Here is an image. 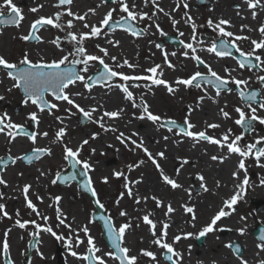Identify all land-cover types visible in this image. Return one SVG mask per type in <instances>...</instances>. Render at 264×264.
<instances>
[{
	"label": "rangeland",
	"instance_id": "374dc122",
	"mask_svg": "<svg viewBox=\"0 0 264 264\" xmlns=\"http://www.w3.org/2000/svg\"><path fill=\"white\" fill-rule=\"evenodd\" d=\"M146 1L150 3L151 10L149 15H146L143 19H140L138 15L135 20H131L136 27L142 30L140 35L134 36L125 30L108 29L107 25H101V23L97 26L101 28V32H122L125 35V39L118 44L119 49L127 53L130 62L140 64L138 67H129L127 65L117 67V65L123 64L118 63L116 59H110L104 52L91 44L95 37L89 35L79 45L77 44L79 35H76L77 41L71 40V37L68 36V33L71 31H69L70 28L67 26V22L69 21L67 13L72 8L71 5L74 4L75 0H72L71 4L66 5H59V0H55L48 17L55 18L57 12L61 13L60 19L56 21L60 27H53L51 25H49L50 27H44L38 34L41 38L39 41L28 42L22 40L19 34L20 25L18 27H7L11 32L5 34H1V28L0 46L5 45V47L0 49V56H3L11 63L19 64L25 53L28 54L29 59L34 63L52 62L74 52L75 47L83 46L88 55L102 58L105 64L109 65L113 70L130 77L141 78L123 81L117 77L115 80L91 87V90L86 89L84 83L80 81L70 85L72 87L76 86L78 96L83 98L90 94V92L93 93L94 89H101L102 91L113 89L123 97V104L118 103L113 98L104 101L105 107L109 106L113 111L119 112L117 117L123 115L131 121H137L136 123L134 122L135 124H130V128L134 132L129 133L131 137L128 133H125L118 140L117 137L121 136V134L110 131L112 127H101V122H104L101 117L97 118L91 115L90 118L86 117L87 123L81 125L78 119L81 112L65 101L55 100L50 94L45 95V100L55 103L57 108L51 110L45 109L41 112L35 105L29 102L27 105L31 107V112L27 111L28 109L26 110L25 105H23L24 96L20 93L19 89L12 87L14 82L7 76V73L0 70V96L4 97L3 100H0V116L6 114L11 123L29 129L32 134L36 133V140L39 136H44L42 135L43 133H47V136L43 138L46 142L44 146L37 145V142L33 143L28 138L29 135L25 136L29 143L28 149L21 155L12 156L8 153V147L11 144L12 138L7 135L8 130H5L4 143L0 144V158L6 155L15 160V163L8 165L0 172V179L5 181L4 184H0V204L4 205L3 211H0V247L5 241H12V244L15 241L14 245H17L19 248L30 237L36 236L38 241L33 249V254H35L34 262L36 264H87L83 257L88 254L89 245L87 241L90 236L93 239L94 245L100 249L94 255L103 258L106 264H119L117 259L105 255V253H113V251L101 237V226L91 217L92 212L95 211L91 199L80 191L75 182L65 186H60L56 182L53 183V180L56 181L57 174L66 171L68 168L67 160L64 158V149L68 147L73 151L79 150L77 159L81 162L87 161L90 165V169L85 170L98 200L112 221L113 227L119 229L122 224H129L130 227L124 234L126 235L139 225L141 226V229L137 231V243H134L135 247H131L133 249H130L128 253L129 256L136 257V264H150L151 259H153L144 256L142 251L152 252L155 255V259H153L154 263L167 264L162 257V254L166 250L154 243L155 240L160 239V235L164 231L161 230L158 238H156L157 228L146 227L143 221L141 222L135 215L130 214L132 210L131 205L133 204L131 198L133 196H141L142 191L140 188L143 182L146 181L156 186L160 193V195L158 194L160 202L167 207L171 206L172 212L175 211V214L179 212L177 210V204L179 203V207L182 210L189 207L193 209L191 200L200 195H205L208 192V188L215 187L217 190L223 191L218 196L226 199L235 194L242 193L236 203L240 213L235 217L237 221L236 226H228L227 229L218 232L216 230L214 235L218 239L232 238L230 243H223V247L234 255L233 260L236 261L235 264H242V260L240 259L248 251H250L249 253H252V250L258 251L254 242H251L248 246L242 245L243 242L247 243L248 237L252 239L253 230L256 228V225L261 224L264 226V190H256L255 182L259 179L258 171L251 169L255 164V160H257L254 153L243 158L236 153H231L235 159V165L230 164L228 169H223L219 164L223 159H217L212 163L207 157L203 156L204 150H199V147L203 143L209 144L210 150L213 149L212 151L216 153L219 151L218 149L223 151L224 153H221L217 157L224 158L225 151L228 152L226 146L221 147L208 141L183 136L172 129L166 128L162 122L174 118L183 122L187 120L188 123L194 126L189 131L194 133L204 131L207 136L217 140H220L224 135H228V142L234 140L236 136H242V140L238 142V145L244 149L249 138L240 132L239 126L235 123L240 118L239 113L236 112V108H241L246 116H248L249 107L239 103L238 97L233 90V85L235 84L233 80L246 81V84L241 85L247 86L250 81H258L260 76L256 75V78H251L253 71L249 68H241L236 63L232 68L228 69L223 66L224 58L229 61L234 59L231 57L216 58L213 52L208 51V48L213 45L216 37L221 36L219 31L215 29V25L211 27L208 25L209 20L206 17V13L213 5L214 0H206L209 4L203 6H196L194 0H156V2L164 3L169 7L166 11L167 15L165 14L162 18L155 17V14L153 15L152 0ZM16 2H19L16 7L23 13V5L26 3L23 0H13L14 4ZM98 2L105 6L104 10L106 14L109 10L115 9L110 21L120 20L122 17L127 18V13L120 12L119 5L113 4L111 0L109 2L99 0ZM0 4H3V0H0ZM185 4L187 7L184 6ZM240 4L247 9V18L249 17V20L246 19L245 22L249 26L248 30L254 34L256 29L259 31L261 23H264V0H260V3L254 9L248 8L245 0L240 2ZM0 11L4 15L9 13L6 7L0 9ZM253 12L256 13L255 18H253ZM188 17L192 18L190 22L188 21ZM39 18L34 17V15H28V18L26 16L20 22V24L25 21L30 23V29L26 35L29 34L32 23ZM173 21L176 23L173 24ZM237 23L238 21H236L233 30L236 29ZM157 25L159 26V30ZM232 32L235 33V31ZM168 35L176 36L181 42V46L176 48L173 44L165 42L164 37ZM235 37L233 35V37L224 38L228 42L231 41L232 44L234 42L236 48H239L245 54L252 52L254 49L252 41L250 45L247 39L235 40ZM240 37L244 36L240 35ZM144 38L146 39V44H141V40ZM261 40H264V35ZM52 41H56V44H53ZM185 44H192L193 47L191 49L185 48ZM150 45L154 48L149 49ZM26 46H28L27 50H25ZM193 56L200 57L201 60H205V63L199 66L197 61L193 59ZM252 56H260L264 60V48L255 49ZM79 59H83V57L69 55V61ZM214 59L216 60V64L212 63ZM66 64L69 63L66 62ZM99 64L98 60L89 61L87 72L83 71L85 65L77 64L80 67L79 74L85 76L87 80L93 72L98 71ZM169 64L172 67H169ZM157 65L159 67L155 75L148 71ZM262 66V72L264 73L263 61ZM209 67L220 77L227 80L230 85V90L219 91V95L216 94L217 91L210 88L216 98L215 102L213 101L212 103H209V96H205L202 90V88L208 87L205 84H200V87H193L177 83L178 80L189 79L196 72L208 75ZM146 77L154 79L162 78L175 91L169 93L164 85L158 86L152 84L151 79H146ZM3 81H11L10 87L7 88V84ZM118 85H124L128 88L133 94L132 100L125 98V94L120 90ZM67 89H65L66 93ZM201 97H203L202 100L200 99ZM199 102H205L203 109L198 108L197 104ZM143 103H147L149 106L148 110L153 115L161 117V120L156 123L148 120L146 114L143 112ZM262 104H264V100ZM221 109L229 113L228 118L222 115ZM32 112L37 114L38 123L29 119V114ZM142 115L144 116L143 119H141ZM255 115L264 118V107H256ZM61 122L66 124L65 135L60 141H56V132L62 128ZM112 123L114 126L116 125L115 121ZM211 124H216L218 127H208ZM122 125L123 127L128 126L127 123H123ZM262 126L264 124L260 125L259 122V131L256 135H252L253 139L251 143L264 138V129L261 130ZM12 131L14 134L16 133V129ZM148 132L151 133L150 136ZM161 136L167 137V144H160ZM85 140L88 141L87 144H83ZM121 140H123V143ZM133 141L136 143H133ZM141 142L142 147H137L136 145ZM81 145L83 146L81 147ZM41 148L49 149L50 154L46 153L41 158L44 179L39 181L37 169L32 173L28 172L29 165H25L21 161V156L33 149ZM144 149H147L148 153L152 154L156 164H159V169L149 159ZM174 151L176 158L172 161L169 158ZM158 153H164L163 157L157 155ZM194 153H198L197 157L194 159L188 158V155ZM241 159H244V169L239 168ZM79 165L83 167L82 164ZM97 166L98 168H96ZM235 170L237 172H234ZM194 171L197 179L193 180L191 176H193L192 172ZM7 173L10 175H7ZM233 173L244 175L245 178L243 180H234L232 178ZM163 176H167L180 186L172 188L170 184L164 181ZM200 177H203V179L201 180ZM105 178L107 182H105ZM245 179L247 180V184L243 183ZM229 180L236 182L237 188H235V192L227 193L223 188V185L226 184L228 186L227 189H229ZM25 182H28L30 187L27 199L22 200L21 196L24 194ZM201 184L204 187H201ZM217 184L219 188L216 187ZM250 188L255 189L254 195L247 200L246 197L249 194ZM32 190L33 192H31ZM129 190H131V195L128 194ZM56 197H60L58 202ZM41 199H44L47 204L42 208H38ZM28 201L32 202L36 211L27 207ZM255 201L262 202L260 210L255 206ZM60 205L63 207L60 210V214H58L57 209H59ZM218 207L220 206H216L215 209ZM62 211H64L63 214H61ZM5 212L7 215H4ZM121 212L126 213V215L121 216ZM143 212L142 214H144ZM184 215L183 213L179 218L173 217L176 221H180V224L173 225L174 231L171 233L173 236L169 238L167 243L172 245L174 252L178 254L180 246L183 247L185 245L188 249L193 247L195 253L192 254V257H200L197 255L201 252L205 253L211 237L209 233H206L203 236V243L198 245L197 240L201 237L200 233L192 234V230L185 223L186 219ZM160 217L161 215H158V218ZM5 218H9V221H6ZM71 218L78 219V223L82 224V229L85 227L88 229V234L85 235L82 229L78 228L75 234L72 235L67 225V222ZM167 218L163 217L161 219L162 222L166 221ZM173 218L170 217V220ZM17 220L21 223H28L25 224L24 228H20L16 223ZM61 220L64 223H61ZM33 221L35 223H32ZM165 224L163 223V226ZM15 228L19 231L18 234L12 232ZM44 228H51L53 232L64 239L57 240L50 232L44 231ZM229 229L231 230L230 232ZM177 231L180 232L181 239L175 241ZM153 232H155V235ZM188 234H191V236ZM77 241H80V243L77 244ZM130 243L133 244L132 241ZM233 243H238L242 246L243 251L241 254L236 255L233 252L230 247ZM21 249H24V246ZM198 251H200L199 254H197ZM72 252H76L77 255L73 256ZM202 257L207 258L205 255ZM172 259L176 261V264H179L177 256H173ZM96 264H98V261H96Z\"/></svg>",
	"mask_w": 264,
	"mask_h": 264
},
{
	"label": "snow or ice",
	"instance_id": "6c2138e0",
	"mask_svg": "<svg viewBox=\"0 0 264 264\" xmlns=\"http://www.w3.org/2000/svg\"><path fill=\"white\" fill-rule=\"evenodd\" d=\"M111 2L113 4L119 5L120 12L127 13V19L128 20H135L138 15H139L140 19H143L147 15L146 13L145 14H138V13L131 11L126 0H111ZM245 2L247 3L248 8L254 9L260 3V0H245ZM71 3H72V0H59V5H66V4H71ZM184 6L187 7L186 4ZM5 7L8 9L9 15L7 17H5L3 12L0 11V25H14V26L18 27L20 22L24 19L23 15L21 13V10L18 7H16V5L13 3V0H3V4H0V9H3ZM132 7H135V5L133 4ZM159 10L163 11V9H159ZM31 11L36 12L37 8H32ZM89 11L94 12V9H89ZM114 11H115V9H112V10H109L107 12L105 17L101 21V25H108L110 23V20L112 19V15H113ZM154 14L155 13H153V15ZM165 14L167 15V13H165ZM60 15H61V13L57 12L55 14V18H53V17H47V18L40 17L39 19L35 20L32 23L31 30H30L29 34L22 36L20 38L22 40H25V41H27L29 39H35V40L39 41L41 38L39 36H36L35 32L40 27H43L45 25H51L53 27H60V25L58 23H56V21H58L60 19ZM67 15L74 16V14L71 11H69L67 13ZM252 15H253V18H255L256 13L253 12ZM74 18L79 19V20H84L85 16H74ZM121 19H124V18L122 17ZM191 19H192L191 17H188L189 22L191 21ZM175 23L176 22L173 21V24H175ZM229 23L230 22L228 20L221 19V20H219L218 23L215 24V29H217L219 31V34L221 36L233 37L234 34L232 32L225 31V28L222 27L223 25H228ZM208 25L210 27L213 26V21L209 20ZM67 26H68V28H72L73 24H72L71 20H69L67 22ZM84 27H86V28L90 27V33L81 34L79 37V41H77V36L75 34H73L72 32L68 33V36L71 37V40L77 41L78 45L80 44V42H82L89 35L92 37H96V36H99L101 34V28L97 27L96 25L89 26L88 24H85ZM157 28L159 30L158 25H157ZM127 30L131 31L132 35H134V36L139 35V33L132 30L131 28H129ZM259 31L261 32V35H264V26H261ZM181 35H183V33H181ZM241 39H247V37H240V36L235 37V40H241ZM52 43L56 44V41H52ZM116 43L118 44L119 42L117 41ZM252 44L254 45V49L252 50V52H249L247 54H245L243 51H241L239 48H237V51L240 52V56L247 58L249 56H252L253 52H255V49L264 48V40H261L259 42L253 40ZM232 46L236 47V45L234 43L232 44ZM184 47L191 49L193 46H192V44H185ZM221 48L226 49L227 45L224 44L223 42H221ZM100 51L104 52L105 55H107V51L105 49L101 48ZM193 51H195V49H193ZM208 51L209 52H215V54L217 56H225V55L230 54L227 51H217V46L215 43H213V45L210 48H208ZM69 55L80 56V57H83V59L69 61ZM69 55H65L62 58H60L59 60H53L52 62H35L34 63L33 61H31L29 59L28 54L25 53L23 59H21L19 61V64L11 63V62L7 61L3 56H0V68L7 70V76L14 82L12 85L13 88L23 90V92H24V101L23 102L25 104L30 102L31 104L35 105L41 112H43L45 109L51 110V109L57 108V105L55 103H50L49 101L45 100V94L50 93L55 100H62V101L67 102V104L72 105L79 112L83 113L84 116L89 117V118L91 117V112L85 111L78 104H76L75 101L72 98H70V96L65 92V89H67L70 85L75 84L77 81H80V82L84 83V87L86 89L91 90L92 85L88 81H92V77H88L86 80L85 76L80 75L78 72L74 71L72 67H61L62 65H65L66 62L69 64H83V65H85L83 71L87 72V66L89 64V61H97L98 60L99 63L101 65H103L104 70H103V72L99 73L96 76L95 82H99L101 80H105V81L111 80L113 77H119L123 81H129L130 79H140L141 78V77H130L128 75H125L123 73H120V72L113 70L112 68L109 67V65L105 64V62L102 58L95 56V55H88L86 53V49L83 46L75 47V51L72 53H69ZM185 55H187V53H185ZM112 59L115 60L116 57H112ZM193 59L198 61V63H200V64L205 63L198 56H193ZM255 59L257 61H259L261 58H260V56H256ZM22 65L26 66V67H22ZM124 65H127L129 67H133V65H130L127 60H125L123 62V65H117V67H122ZM205 66L207 67V65H205ZM239 66L241 68H243L245 66L244 62H241ZM158 67H159V65L149 69L148 71H150L151 73H153L155 75L157 73ZM169 67H172V65L169 64ZM201 75L202 74L200 72H196L189 79L178 80L177 83L183 84L185 86H191L197 80L198 77H201ZM208 75L215 78V80L212 83L214 84L215 87H217V93L216 94L219 95L220 94L219 88L222 87L223 85L227 84L228 81L223 79L222 77H220L210 67L208 68ZM146 79H151L152 84L164 85L167 88V91L169 93H173L175 91L174 88L170 87L167 84V82L162 80V79H159V78L154 79L152 77H146ZM258 79L264 80V76L259 77ZM233 82L237 86H239L240 84H246L247 83L246 81H241V80H233ZM118 87L125 94L126 99L132 100L133 94L128 90V88L126 86L118 85ZM196 87H200V85L196 84ZM9 91H11V89H9ZM240 95H241V97L245 96V94L243 92H241ZM256 95H257L256 93H251L250 95H248L246 97V99H248L250 101H254L256 98ZM3 99H4V97L0 96V100H3ZM200 99L202 100L203 97H201ZM148 107L149 106L147 105V103H143V112H144V114H146L147 119L152 121L153 123L160 121L161 117H159L157 115H153L148 110ZM249 107H250L251 112L253 113V115L251 117H246L245 112L241 108H236V112L239 113L240 118L237 119L235 121V123L237 125H242L245 122V120L248 119L251 121L259 120V122L261 124H264V118H260V117H257L255 115L256 108L251 107V105H249ZM261 107H264V104H262ZM91 111L94 112V111H96V109H92ZM221 113L225 118H228V116H229L228 112H225L223 109H221ZM118 115H119V112H116V111L104 112V116L110 117V118H115ZM143 118H144V116L142 115L141 119H143ZM29 119L38 123V117H37V114L35 112H32L29 114ZM6 121H8V122L6 123ZM185 123L187 124L189 129L194 127L192 124L188 123L187 120L185 121ZM101 127H103V124H101ZM208 127L215 128V127H218V125L211 124V125H208ZM249 127H251L250 124H249ZM6 129L8 130L7 135L9 137H11L12 139H15V136L17 134H24L22 132H18V133L14 134V132L12 130L13 129H21V126L11 123L9 118L5 114L3 116H0V133H4ZM183 134L187 137H191L193 139H197V140H201V141H208L211 144H216V145H219L221 147L226 146L229 153H236L242 158L248 157L250 154L253 153V150L256 148V144H250L246 148L242 149L238 145V142L240 140H242V136H236V138L234 140H231V142H228L229 141L228 135H224L220 140H217V139H214L212 137L207 136L204 131H201L198 133H194L192 131H184ZM36 135H37L36 133H33L28 138L30 140H32L33 143H35ZM42 135L47 136V133H43ZM64 135H65V129L64 128L59 129L56 132V137H55L56 141H60ZM122 136H123V133H121V136H118L117 139L120 140ZM93 138H95V137H93ZM165 139H167V137H165ZM261 139H264V138H261ZM121 142L123 143V140H121ZM260 142H261L260 139H258L256 141L257 144H259ZM87 143H88L87 140L83 141V144H87ZM133 143H136V142L133 141ZM82 146L83 145H81V147ZM136 146L142 147V142L140 144H137ZM64 151H65L64 158L66 160L71 158L73 166H75L77 164H82L84 169H86V170L90 169V165L88 164L87 161L81 162L80 160L77 159V156L79 154V150L73 151L71 148L65 147ZM144 151L148 155L149 159L152 160V162L154 164H156V161H155V159H153L152 154L148 153L147 149H144ZM33 152L38 153V154H44V153L50 154L49 149H43V148L33 149ZM157 155L163 157L164 153H158ZM261 157H264V148H261V149L255 151V158L257 159L258 162H259ZM32 158H39V156L37 155L35 157H28L29 160H31ZM212 159L213 160H217V159L222 160L224 158L223 157L218 158L216 156H213ZM13 163H15V160H13ZM185 163H187V161H185ZM261 166H264V165H261ZM156 167L159 169V164H156ZM244 167H245L244 159H241L239 162V168L244 169ZM235 175H236V173H233V176H235ZM163 179L167 184H170L172 186V188H177L180 186L175 181H173L172 179H169L167 176H163ZM200 179L202 180L203 177H200ZM55 182L56 181L53 180V183H55ZM105 182H107L106 178H105ZM4 183H5V181L3 179H0V184H4ZM243 183L247 184V180L245 179V181ZM29 187H30L29 185L24 186L23 191L25 194L28 193ZM85 187H86V190L89 191L93 197H95L97 195L95 190L91 187V181L90 180H89L88 184L85 185ZM201 187H204V185L201 184ZM128 194L129 195L132 194L131 190H129ZM240 195H242V193H238V194L233 195L231 197V199L226 202V207L231 208L233 205H235L237 203V200L239 199ZM25 199H27V195L25 196ZM56 200L58 202L60 200V197H56ZM137 202H139V201H137ZM95 203L99 207H103V205L100 203L99 200H96ZM159 204H160V202L157 201L158 206H159ZM27 207L32 209L33 211H36V209H35V207L31 201H28ZM3 209H4V205L0 204V211H3ZM185 210L189 213H191L193 211V209L190 207L186 208ZM59 211L60 210L57 209L58 214H59ZM172 211H173L172 207L169 206L167 213H171ZM167 213H166V215H167ZM4 215H7V213L5 212ZM120 215L124 216V215H126V213L121 212ZM226 215H228V213L225 212L224 209H221V211L212 219L211 223L208 224L200 232V236H204L206 233L213 231V226L216 224V222ZM58 218H59V216H58ZM45 219H47V218H45ZM143 221L145 224L151 225L152 229H155L156 225L153 223V221L151 219H149L148 215H145L143 217ZM16 223L20 228H24L25 224L28 222L21 223L19 220H17ZM32 223H35V222L33 221ZM61 223H64V221L61 220ZM105 226H106L107 231L109 233V238L111 240L112 246L115 249V253L110 252V253H105V255L111 256L114 259L119 260L120 264H136V257L135 256H129V254H128L129 249L127 247L122 246L125 231L130 227V225L129 224H122L119 227V229H116L112 226V224L110 223L109 220H105ZM167 227L168 226L165 224L164 228L166 229ZM43 230L46 232H50L57 240L64 239L62 236H59L55 232H53L51 228H44ZM82 231L85 233V235L88 234V229L86 227L83 228ZM153 234L155 235V232H153ZM5 235H7V234H5ZM166 235H167V233L163 232L161 235V238L155 240L154 243L159 245L162 249H165L168 253H170L171 255H169L167 257V259L172 261V257L177 256L179 258V254L174 252L172 245H170L166 242H163V236H166ZM188 235H191V234H188ZM180 239H181L180 236L175 237V241H178ZM261 239H264V237H261ZM79 243H80V241H77V244H79ZM87 243L89 245L88 252L93 253V255L85 256V257H83V259L98 261V264H106V262L103 258H101L100 256H97V255H94V253L99 252L100 249L94 245L93 239L90 236L88 238ZM261 247H264V245H261ZM3 251L5 254H7V252H8V243L6 241L3 244ZM116 253H118V255H116ZM71 254L73 256L77 255L76 252H72ZM142 254L144 256H148V257L155 259V255L150 251H142ZM172 264H176V261H172ZM242 264H246V262H242ZM261 264H264V262H261Z\"/></svg>",
	"mask_w": 264,
	"mask_h": 264
},
{
	"label": "bare ground",
	"instance_id": "6f19581e",
	"mask_svg": "<svg viewBox=\"0 0 264 264\" xmlns=\"http://www.w3.org/2000/svg\"><path fill=\"white\" fill-rule=\"evenodd\" d=\"M99 0H75L74 4L71 5L72 8L70 11L74 14V16H85L84 20H79L75 19L74 16H69V20L72 21V28L69 29L73 34L75 35H81L83 33H90V27L86 28L84 27L85 24H88L89 26L91 25H100L101 21L106 15V12L104 10L105 6L101 3L98 2ZM25 5H23V15L24 17L28 15H34V17H45L47 18L49 16V12L51 10V7L55 0H23ZM240 2H243V0H214L213 5L209 8L208 12L206 13V17L208 20L213 21V25L219 22V20L224 19L228 20L230 23L228 25H223L222 27L225 28V31L232 32L233 27L235 26L236 21H238L237 26L240 27V33L234 34V36H240L243 35L244 37H247V42L248 44L251 45V41H253V36L250 31L247 29V22L246 19L249 20V17L247 18V9H245L244 6H241ZM127 3L130 7V10L139 13V14H147L149 15V12L151 10L150 8V3L146 0H127ZM19 2H16L15 5L18 6ZM135 5V7H132V5ZM235 5V6H233ZM151 6L154 9L155 17H164L167 9L169 8L166 4H161L160 2H156V0H152ZM32 8H37L36 12H32ZM94 12H90L89 9H93ZM159 9H163V11H160ZM28 15H27V14ZM239 13V14H238ZM234 24V25H232ZM19 34L20 36H25L27 31L30 29V23L29 22H22L19 24ZM11 30L7 27H3L1 30V34L5 33H10ZM263 37V35H262ZM125 39V35L120 32V31H110V32H101L99 36H96L95 39L91 42V44L98 48V49H105L109 52H107V56L112 59V57H116V60H118V63L123 64L125 60L128 61L130 65L134 66H140V64H135L134 62H130V58L127 56V53L119 49L120 42ZM119 42L118 44L116 42ZM141 44H146V39L141 40ZM2 47H5V45L0 46V49ZM153 46H149V49H153ZM28 49V46L25 47V50ZM148 49V50H149ZM224 64L223 66L227 67L228 69L232 68V66L235 65L233 60H225L224 58ZM138 63V62H137ZM213 64H216V62H213ZM162 79V78H159ZM7 84V88L10 87L11 81L5 82ZM159 86V85H158ZM77 87L70 86L67 89V93L72 98L76 104H78L81 108H83L85 111H90L92 116H96L97 118H102L104 122H101L103 124V127L109 128L110 131L113 133H134L133 130L130 128V124H135L137 121H131L129 118L120 115L119 117L110 118L104 116V112H113V110L107 106H104V101L107 99H115L118 103L123 104L124 100L123 97L113 89H107V90H101V89H94L93 93L90 92L86 97H79L76 91ZM202 90L205 93V96L208 95V101L209 103H212L213 101L215 102L216 98L214 97V92L210 89V87H205L202 88ZM205 102H199L198 108L203 109V104ZM25 105V109L27 111L31 112V107L28 106L27 104ZM92 109H96V111L92 112ZM210 111V110H209ZM113 121H115L116 125H113ZM135 122V123H134ZM123 123H127L128 126L123 127ZM119 124V125H118ZM138 125V124H137ZM120 126V127H119ZM140 126V125H139ZM61 127L66 129V124L64 122H61ZM149 136L151 135L150 132H148ZM6 133L4 132L3 134H0V144L4 143V137ZM131 137V134H129ZM44 136H39L38 139L35 141L37 142V145L39 146H44L46 145L45 140L43 139ZM161 136L160 137V144H167V140ZM158 143V140H157ZM28 140L27 137L21 136V135H16L15 139L11 140V144L8 147V153L9 155L12 156H18L23 154L27 149H28ZM209 144L203 143L199 147V150H204L203 151V156L207 157L208 160L212 163H214L216 160H213V156H218L221 153H224L220 149L216 153L215 151L210 150L208 147ZM167 155V154H166ZM198 153H194L191 155H188V158H195L197 157ZM202 157V156H201ZM176 158V153L175 151L171 154V159L174 161ZM194 163V162H193ZM192 164V163H191ZM195 164V163H194ZM221 168L223 169H228L230 167V164L233 166L235 165V159L233 155L229 152L225 151V157L224 159L219 162ZM264 157L260 158L259 162L255 160V164L251 167L252 170L258 171V176L259 179L258 181L255 182L256 185V190H264ZM98 168V166L96 167ZM37 169L38 171V180H43V174H42V169H43V164H42V159L36 161L33 164L29 165L28 172L32 173L34 170ZM9 171V170H7ZM234 172H237L235 170ZM7 175H10L7 173ZM191 179H197L196 178V173L195 171L192 172ZM234 180H243L245 178L244 175H235L232 176ZM25 185H29L28 182H25ZM229 189L226 184L223 185V188L227 193H232L235 192V188H237V184L235 181H228ZM218 187V184L217 186ZM219 188V187H218ZM140 190L142 191V194L140 197H135L133 196L131 198L133 204L131 205L132 210L130 211L131 215H135L141 222L143 221V217L145 215L149 216V219L153 221V223L156 225V238H158V234L160 233L161 230L167 233L166 236H163V242L169 241V238H171L173 235L171 234L174 231L173 225L180 224V221H176L174 216L176 218H179L182 216L184 213L185 217V223L189 229L192 230V234L195 233H200L208 224L211 223L212 219L221 211V209H224L225 212L228 213V215L222 217L220 220L216 222V224L213 226V231L208 232L210 235V239L208 242V246L205 250V253H200V251L197 252V256L200 257H192V254L195 253V249L193 247H186L185 245L183 247H179V264H235L236 261H234V255L230 253L226 248L223 247V243H230L232 238H226V239H218L215 235L214 232L221 231L224 229H227L228 226H236L237 221L235 220V217L238 216L239 213V207L233 205L231 208L226 207V202L231 199L229 198H223L221 196H218L220 194L221 190H217L215 187L213 188H208V192L205 195H200L194 200H191L193 203V211L191 213L187 212L184 208L183 210L179 207L180 203L177 204V210H179L178 214H175L174 212L167 213L166 211L168 210V207L164 205L163 203L160 202V193L157 190L156 186L152 185L150 182H143ZM254 190L253 188L249 189V194L247 195L246 199L249 200L253 195H254ZM7 191V190H6ZM33 192V190L31 191ZM159 194V195H158ZM28 196L27 194H23L21 196L22 200H25V196ZM224 196V195H222ZM226 196V195H225ZM139 201V202H137ZM157 201L160 202L159 206L157 205ZM47 204V202L44 199H41L40 204L38 205V208H42ZM216 206H220L217 209H215ZM62 205L59 206V210L62 209ZM144 211V212H143ZM64 211H62L61 214H63ZM142 212L144 214H142ZM60 214V211H59ZM158 215H161L160 218H158ZM169 216V217H168ZM165 217L167 220L162 222V218ZM170 217L173 218L170 220ZM194 217V218H193ZM144 223V221H143ZM163 223H166L168 226L166 229L163 226ZM67 225L69 226V232L73 235L75 232L79 229H82V224L78 223V219H73L71 218L68 222ZM146 227H150L151 225L145 224ZM141 226L139 225L136 229L131 231L130 233H127L124 235L123 238V243L122 246L127 247L130 251V249H133L135 247L134 243H137V231ZM218 228V229H217ZM231 230L229 229V232ZM14 234H18L19 231L15 228L13 230ZM177 236L181 237L180 232H176ZM191 236V235H190ZM139 238V237H138ZM161 238V235H160ZM213 239V240H212ZM247 243L243 242V246H248L251 242H254L256 245V248L258 251H254L252 253H249L250 251L247 252V254H243L241 259L242 262H246V264H261V262H264V247H261V245H264V241L259 240L254 237L252 234V239L247 238ZM132 241L133 244L130 243ZM133 247V248H131ZM250 249V246H249ZM203 250V249H202ZM206 256L207 258H204L202 256ZM189 256V259H188ZM196 256V255H195ZM150 264H156V262H153V259ZM70 262V261H69Z\"/></svg>",
	"mask_w": 264,
	"mask_h": 264
},
{
	"label": "flooded vegetation",
	"instance_id": "af4514ba",
	"mask_svg": "<svg viewBox=\"0 0 264 264\" xmlns=\"http://www.w3.org/2000/svg\"><path fill=\"white\" fill-rule=\"evenodd\" d=\"M106 1L109 2L110 0H106ZM188 1H192V0H188ZM194 2L196 3V6H197L198 0H194ZM206 4H209V2H207ZM262 20H263V18H262ZM261 24H262L261 26H264V23H261ZM261 26H260V28H261ZM233 29H234V27H233ZM247 29H249L248 25H247ZM234 31H235V34L240 33V27L237 26ZM248 31H250V30H248ZM250 32L254 38L253 40H256L257 42H259L261 40L262 35H261L260 31H258L256 29L254 34L252 33V31H250ZM219 39H224L226 42H228L223 36H217L214 43L216 44ZM228 43L232 44L231 41ZM213 54L216 56V58H220L219 56H217L215 54V52H213ZM235 56L233 57V59H234V62L236 64L240 65L241 62L251 64L250 66H248V65L244 66L245 68H249L250 70L253 71L251 78H256V75H258L260 77L264 76V73L262 72V67H263L262 61L264 62V60L260 59L259 61H257L255 59L256 56H249L247 58L246 57L242 58V56H240L239 51H238V53L235 54ZM213 62H216V60L214 59L212 61V63ZM228 90H230V89H228ZM233 90L236 93L240 104L246 105L248 107H249V105H251V107H254V108L262 105V102L264 100V80L258 79V81H255V82L250 81L247 86H245V85L243 86L241 84L239 86H237L236 84H234ZM241 92H243L245 94L244 97H241V95H240ZM251 93L257 94L254 101H250V100L246 99V97L248 95H250ZM252 115H253V113L251 112L250 107H249V115L246 117H251ZM171 120L180 121L176 118L171 119ZM258 121L259 120L251 121V120L246 119L242 125H238L240 128V132L244 136L249 138L247 143H246V147L250 144L256 143V141H254L253 143H251V141L253 139L252 135H256V133L259 131V129H258L259 122ZM249 124L251 125V127H249ZM260 125H261V123H260ZM263 127L264 126H262L261 130L264 129ZM173 130L176 131L177 133H180L176 129H173ZM188 130H189V128H188ZM180 134L182 135V133H180ZM260 140H261V142L259 143V145H263V148H264V139L260 138ZM253 153H254V150H253ZM254 156H255V153H254ZM5 219H6V221H9V218H5ZM31 239H32V237H30L29 240H26L24 245H22V247H19V248L17 245H14L15 241L13 242V244H12V241H10V242L7 241V243L9 242L7 254L4 253L3 245H2L0 247V264H36L34 262L35 254H33L34 253L33 250L29 249V244L31 242ZM37 241H38V238L36 240V244H37ZM23 246H24V249H21V248H23ZM162 257L164 259V253L162 254ZM164 261L167 264H172L170 261H167L165 259H164Z\"/></svg>",
	"mask_w": 264,
	"mask_h": 264
},
{
	"label": "water",
	"instance_id": "95a60500",
	"mask_svg": "<svg viewBox=\"0 0 264 264\" xmlns=\"http://www.w3.org/2000/svg\"><path fill=\"white\" fill-rule=\"evenodd\" d=\"M5 17H7V16H5ZM125 23L130 24V21H129L128 19H124V20H122L120 23H118V25H122V24H125ZM116 26H117V25H116ZM40 28H42V27H40ZM40 28H39V29H40ZM39 29H38V30H39ZM38 30H37V31H38ZM136 32L140 34V31H136ZM35 33H36V32H35ZM29 40H30V41H35V39H29ZM166 40H167L168 42H170V43H174L176 47H179V46H180V42H179V41L177 40V38L174 37V36L166 37ZM219 46H220V47H219L220 49H225V48H221V44H220ZM229 48H230V47L227 46L226 50H228ZM22 67H26V66H23V65H22ZM63 67H72L74 71H76V72L79 71V67H78L77 65H75V64H70V65H66V66H63ZM103 70H104V69H103V66L100 65V71L92 74V76H91V77H92V81H88L89 83H91L92 86H93V85H99V84H101L102 82L110 81V80H107V81H105V80H101V81H99V82H95V78H96V76H97L99 73L103 72ZM114 79H116V77H113L111 80H114ZM202 80H204L205 82L212 83V82L215 80V78H214V77H207V76H202V75H201V77H198V78H197V80L194 82V84H198V83H199L200 81H202ZM212 84H213V83H212ZM220 88H225V86L223 85V87H220ZM20 90H21L22 94L24 95L23 90H22V89H20ZM79 119H80V123H81V124H84V123L87 122V118H86L84 115H80V116H79ZM164 125H165L166 127H168V128L172 126V124L169 123V122H165ZM176 126H177V125H176ZM179 126H180V125H179ZM18 132H22V133H24V134L28 133V132L25 131L24 129H18ZM257 150H259V148H257ZM45 154H46V153H44V154H38V153H34L33 151H31V152H29L28 154H26V155L23 157V159H24V161H26L27 163H30V162H32V161H35V160L41 158V157H42L43 155H45ZM37 155L39 156V158H32L31 160L28 159V157H35V156H37ZM5 159H6V160H5L4 162H0V163H1V166H3V165H5L6 163L10 162V159H8L7 157H6ZM68 165H69L68 170H67L66 172L60 173V174L58 175V177H57V183H58L59 185H68L69 183L76 182V183L78 184L80 190H81L82 192H85L86 194L89 195V197H90V198L92 199V201H93L94 206L96 207V211H94V212L92 213V218H93V220L97 221V222L102 226V229H103V234H102L103 239L107 242V244L113 249V251H114V253H115V249H114L113 246H112L111 240H110V238H109V233H108L107 228H106V226H105V220H109V221H110V219L108 218L107 214L104 212L103 207H99V206L95 203V201L97 200L96 196L93 197V196L91 195V193H90L89 191L86 190L85 185L88 184L89 180H88V176H87L85 170L82 169V168H79V167H78V164L75 165V166H73V163H72V159H71V158L68 159ZM258 204H260V203H258ZM110 223H111V221H110ZM111 224H112V223H111ZM255 233L257 234V236H258L259 238L264 237V226L258 225V228H257V230H256ZM203 240H204V238H203V236H202V237H200V238L198 239L197 243H198L199 245H201V244L203 243ZM263 240H264V239H263ZM234 250H235L237 253H240V252H241L240 246H239L238 244H236V245L234 246ZM91 255H92V254H89V256H91ZM116 255H118V253H116ZM88 263H89V264H94V261H93V260H88Z\"/></svg>",
	"mask_w": 264,
	"mask_h": 264
}]
</instances>
